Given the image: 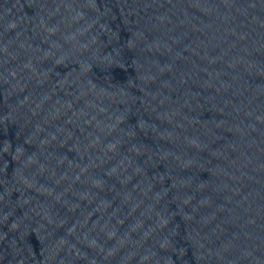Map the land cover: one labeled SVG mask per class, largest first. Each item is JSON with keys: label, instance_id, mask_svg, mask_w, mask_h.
<instances>
[{"label": "water", "instance_id": "water-1", "mask_svg": "<svg viewBox=\"0 0 264 264\" xmlns=\"http://www.w3.org/2000/svg\"><path fill=\"white\" fill-rule=\"evenodd\" d=\"M264 20V0H239Z\"/></svg>", "mask_w": 264, "mask_h": 264}]
</instances>
